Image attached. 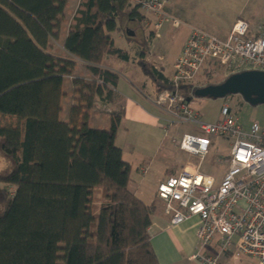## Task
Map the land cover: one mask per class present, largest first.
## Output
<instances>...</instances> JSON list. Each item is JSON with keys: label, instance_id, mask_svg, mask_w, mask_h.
<instances>
[{"label": "trees", "instance_id": "16d2710c", "mask_svg": "<svg viewBox=\"0 0 264 264\" xmlns=\"http://www.w3.org/2000/svg\"><path fill=\"white\" fill-rule=\"evenodd\" d=\"M66 7L67 0H0V115L18 120L0 124L7 161L0 171V264H159L150 235L156 204L129 187L131 166L115 144L124 115L114 105L119 74L103 61L132 60L156 94L172 86L170 77L144 62L146 46L133 58L115 45L123 20L146 18L129 0H79L62 43L69 56L50 52ZM76 59L87 76L72 78L74 102L61 119L64 80ZM213 63L221 66L207 65ZM195 89L192 81L180 85L188 102ZM94 107L109 109L107 126L91 124ZM99 188L104 200L94 209Z\"/></svg>", "mask_w": 264, "mask_h": 264}, {"label": "built area", "instance_id": "2783aa9c", "mask_svg": "<svg viewBox=\"0 0 264 264\" xmlns=\"http://www.w3.org/2000/svg\"><path fill=\"white\" fill-rule=\"evenodd\" d=\"M167 1L129 0L149 16L145 21L153 23L154 30L167 21L180 23L164 10ZM208 61L220 64L228 75L264 70V28H253L243 18L233 22L225 38L191 28L173 65L172 86L159 91L152 101L168 115L166 129L174 123L190 127L173 141L179 149L197 156L198 162L188 163L159 182L156 196L164 202L171 225L198 218L199 246L192 255L198 264H253L242 263L243 258L264 264V126L258 120L245 126L227 102L221 105L216 121L204 120L188 104L179 87L192 81ZM217 139L230 144L228 154L218 158V163H226L218 181L201 170Z\"/></svg>", "mask_w": 264, "mask_h": 264}, {"label": "rangeland", "instance_id": "374dc122", "mask_svg": "<svg viewBox=\"0 0 264 264\" xmlns=\"http://www.w3.org/2000/svg\"><path fill=\"white\" fill-rule=\"evenodd\" d=\"M240 4L241 1L228 8V15L232 14L238 7V11L241 10V13L248 17L251 27L264 28V0H247L245 4L243 2L242 7H240ZM144 20L145 19H143L144 23L142 24H138L131 20L129 23H125L126 20H123L120 33L117 31L113 33L115 45L127 49L133 58L136 57L138 52L146 46L148 52L145 55L144 62L155 64L158 68L163 67L164 71L168 73L170 69L169 65L177 51V30L181 25L178 26L179 23L175 25L171 21H167L164 26L162 25L163 27L160 26V28L154 30V24L147 23ZM127 31L133 32V36L129 40L125 37ZM150 31H153L151 38H149ZM146 40L147 43H145ZM208 62L205 63L203 68L192 80L193 87L197 88L207 84L219 83L228 76L224 67L217 66L214 63L207 65ZM105 63L107 65H112L117 69L120 77L119 89L122 87L126 90L128 88V82L133 81L139 87V93L141 92L153 99L154 96H152L151 93L152 87L150 80L143 75L140 68L132 60L126 61L116 56H107ZM204 68L209 69L208 74L204 72ZM143 81H146V86H144ZM70 86L71 81H65L63 87L64 91L66 92ZM116 91L117 90H115V92ZM180 94L184 97L181 92ZM69 97L71 98L70 92L68 100L64 101V113L61 114V119H66V115L68 114L70 107L68 105L70 100ZM124 102L125 101H123V103ZM224 102H227L231 106V110L245 126H248L249 122L253 120H258L264 126V104L251 105L245 102L239 94H231L224 98L193 96L188 104L193 109L199 111L204 120L214 121L220 115V107ZM138 103L144 109L147 116L157 119L159 124L163 122L162 117H167V115L158 107L142 97L139 98ZM91 116H98L103 120L100 127H104L106 123L109 124L110 114L105 110L94 107L91 110ZM131 118V116L130 118H124L125 120L120 124L116 133L115 144L121 148L123 158L130 162L132 178L129 185L130 189L136 191L138 193L137 195L145 201L150 202L154 198L153 194L154 191H156L160 179L171 173V171L177 170L180 165L184 163L185 164L182 168L188 163L196 164L198 162V157L179 149L178 145L173 141L174 139H179L184 132L190 131L189 126L174 123L168 130H165L152 122L149 123L148 121L146 122L142 120L134 122ZM93 123L94 122H91L92 125ZM0 124H18V120L13 116L0 115ZM229 149L230 144L228 140L217 139L215 145L210 147L209 153L202 161L201 170L212 174L219 179L226 169L224 166L226 163H218V158L225 157L228 154ZM6 166L7 161L0 156V171L5 169ZM144 170H146V172ZM94 197L92 205L93 208L96 209L98 203H101L104 200L101 188L94 193ZM154 200L156 211L153 219L157 215L163 213L162 202L159 199L154 198ZM198 246L199 243L197 240L196 247L193 251H188L186 249L182 251L180 250L181 258L174 261L173 264H195L194 259H191L190 256L197 250ZM245 262H252L254 264L255 260L252 258H243L242 263Z\"/></svg>", "mask_w": 264, "mask_h": 264}, {"label": "crops", "instance_id": "0c3cea01", "mask_svg": "<svg viewBox=\"0 0 264 264\" xmlns=\"http://www.w3.org/2000/svg\"><path fill=\"white\" fill-rule=\"evenodd\" d=\"M240 1H241L240 7H242L243 2H244V4L247 2V0H168L167 4L165 6V10L168 13L172 14L173 16L179 18L180 23L178 26H180V25L181 26L177 30V32H178L177 51L173 57L172 62L169 65V68H170V69L168 68L169 72L166 73L164 71V68L162 67L164 74L168 77L171 76V74L173 72V63H174L176 57L179 55V53L182 49V46H183L184 42L186 41L192 27L201 28V29L213 34V35H216V36L221 37V38H225L229 34L232 23L237 18H243L250 23L248 17L244 16L243 13H241V10L238 11V7L235 9V11L232 14L228 15V13H227L228 8H230L231 6H234L235 4H237V2H240ZM78 4H79V0H67V7H66V10L64 12V20H63L62 25H61L62 28H61L59 38L57 40H54L51 42L52 48L50 49V52H52L58 56H62V57L69 56V54L67 52H65V50L63 49L62 43H63L64 35L66 33V28L68 26V22L71 19V17L73 15L75 9L77 8ZM148 17L149 16L146 15V18H148ZM129 22H130V20L125 21V23H129ZM164 24H166V23H164ZM164 24H163V26H164ZM117 32L120 33V31H117ZM76 60L78 62L77 68L75 69V71L73 72L72 75L65 76V81H72V78L78 74H83V76H85V77L87 76L86 70L81 65V61L79 59H76ZM103 66L110 68V69L117 72V69H115L112 65H107L105 63V60L103 61ZM76 70H78V71H76ZM75 73H76V75H75ZM119 79H120V77H119ZM148 79L151 82L152 96L155 97L156 96L155 85L153 84V82L150 78H148ZM65 81H64V83H65ZM143 84H144V86H146V81H143ZM118 87H119V81H118V84L116 87L117 91L114 94V98H115L114 101H115V106H121L124 110V115H123L121 123H123V121L127 117L130 118V116H131L132 117L131 119H133L134 122H136L137 120H142V121H146V122L148 121L149 123L152 122L153 124H157V126H160L165 130H168L172 126L171 125L168 129H166L164 127L166 120L169 118L165 112L164 113L167 115V117L166 118L162 117L163 122L161 124L158 123L157 119H153L150 116H147V114L144 112V109L138 103L139 98L142 97V98L148 100L153 105H155V104L153 103L152 98L150 96L142 94L141 92L139 93V87L133 81L128 82V88L126 90L122 87H121V89H119ZM68 89L66 90L65 96L62 99L63 104H64L65 100H68L69 92H71L73 89L72 82H71L70 88H68ZM149 95H151V94H149ZM123 101H125V102L123 103ZM73 102H74V99H73V96L71 95V98L69 100L68 105L70 106ZM63 113H64V108H63L61 114H63ZM67 116H68V114L66 115V118H67ZM219 117H220V115L218 116L217 119H219ZM216 120H214V121H216ZM90 122H94L93 126L96 127V126H101L103 120L100 119L98 116H90ZM107 125L108 124L106 123L105 126H107ZM127 162H129V161H127ZM184 164L180 165V167L177 170L171 171V173L166 175L164 178L160 179L159 182L166 179L168 176L175 175V174L179 173L182 170V166ZM144 171L146 172V170H144ZM221 178H222V176L219 179L218 178H216V179L218 181ZM159 182H158V184H159ZM132 191L136 195L138 194L136 191H134V190H132ZM137 196H139V195H137ZM153 196L155 199H159L156 196V191H154ZM154 198L150 202L145 201L143 198H141V199H143L147 203H151V202H155ZM159 200L162 202V205H163V213L157 215L153 219L152 225L150 227L151 244H152V247L155 251V254L157 256L159 264H173L174 261L179 260V258H181L180 250L182 251V250L186 249L188 251H193V249L196 247V244H197L196 228H197L199 220L197 217H191V218H189V219H187V220H185L179 224L171 225L170 221H169L170 220L169 215H168V213H166V210H165L164 202L161 199H159ZM153 217H154V215H153ZM151 230H152V232H151ZM194 253H192V254L190 253L191 259H194V258H192V255ZM194 261H195V264H198V261L196 259H194Z\"/></svg>", "mask_w": 264, "mask_h": 264}, {"label": "water", "instance_id": "95a60500", "mask_svg": "<svg viewBox=\"0 0 264 264\" xmlns=\"http://www.w3.org/2000/svg\"><path fill=\"white\" fill-rule=\"evenodd\" d=\"M126 33L133 36V32ZM231 94H239L251 105L264 104V70L235 72L219 83L207 84L194 90L195 97L224 98Z\"/></svg>", "mask_w": 264, "mask_h": 264}, {"label": "bare ground", "instance_id": "6f19581e", "mask_svg": "<svg viewBox=\"0 0 264 264\" xmlns=\"http://www.w3.org/2000/svg\"><path fill=\"white\" fill-rule=\"evenodd\" d=\"M171 82V81H170Z\"/></svg>", "mask_w": 264, "mask_h": 264}]
</instances>
